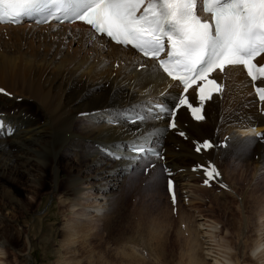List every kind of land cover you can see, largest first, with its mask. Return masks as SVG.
Masks as SVG:
<instances>
[{
  "label": "bare ground",
  "instance_id": "bare-ground-1",
  "mask_svg": "<svg viewBox=\"0 0 264 264\" xmlns=\"http://www.w3.org/2000/svg\"><path fill=\"white\" fill-rule=\"evenodd\" d=\"M11 28L46 29L51 33L53 31L61 33V30H68V28L74 29L70 39L78 49L75 51L57 50L51 56L47 52L43 58L33 55L0 54V88L12 94L11 97L0 94V121L5 129L9 125L15 129L11 136H0V149H3L0 151V182L5 184L2 186L4 187L3 193L11 200L16 199L19 193L9 184L22 180L33 185L35 189L36 186L41 187L45 176L44 168L49 165L48 169L56 176L55 186L51 189V195L54 196L53 194H56L59 188L58 158L63 155L62 152H73L74 156L81 157L84 161V167L76 172H73V169L70 171L65 184L67 193L63 195L64 197L59 196V203L67 204L68 202L76 206L82 203L85 205L87 201L92 200L96 206L95 213L107 222L111 214L109 206L119 201L116 193L124 184L123 181L128 173L113 174L111 177H105L104 180H97L98 173L103 175L110 169L120 168L122 162L110 160L100 154L93 155V146L96 143L111 145L116 142L126 145L132 139L133 133L147 135L153 127H166L168 120H149L141 125L125 123L124 131L119 126L108 129L105 125L89 131L84 127V119L80 113L111 111L127 108L130 105L142 114H145L148 108H152L155 112L157 102L172 106L180 89L171 87L175 82L161 72L156 61L143 58L131 48L113 44L104 37L97 36L83 24L70 25L52 22L42 25L33 21H25L16 26L0 25V29ZM91 52L95 55L93 56ZM212 78L218 82L220 90L217 93L213 92L210 100L200 102L198 95L192 90L187 94L194 106L201 107V115L204 118L196 120L186 107L181 108L175 117L178 129L186 133L187 141L180 137L176 130H168L158 138V144L154 139L151 145L157 147L161 154L165 155L164 161L147 157L146 161L141 160L140 166L135 170L146 165L148 160L154 159L156 168L150 170L149 178L154 180L156 171L162 166L161 174L164 175L167 169L166 172L172 174L171 177L176 180V197L179 185L184 196L183 200L186 199L191 203L195 201L193 197L195 195L191 190L193 183L200 180L199 184L204 186L203 182L208 179L202 167H199L200 165L214 166L220 173L213 178L216 184L219 183L229 189L221 164L226 157L233 155L237 160L245 162L244 164L238 163L237 167L242 166L245 171L250 166L254 167L255 175L250 182L252 185L250 190L256 203L257 183L263 182L264 184V142L257 141L245 146L243 141L246 137L254 136L256 133H264V102L257 98L253 82L247 77L242 67H225L223 71L217 70ZM18 82L20 85L16 88ZM24 82H26L25 88L22 86ZM258 86H261L259 82ZM17 98H20V102ZM21 102L26 103L23 105L25 107L21 106ZM27 102L35 106L34 111L30 110ZM81 118L80 125L79 120H73ZM253 128L255 132L251 131ZM59 135L64 138L60 145L58 141L53 142V138ZM218 135L221 137L219 142H222L223 137L228 135L226 148L217 146ZM204 140H209L213 147L203 148L198 154L195 152L196 145H202ZM179 157L181 160L178 159ZM165 176L167 180V174ZM224 190L220 189L222 196ZM246 195L245 193L241 198L243 205L245 204L243 201L247 200ZM34 198H36V193ZM260 201L264 204V197ZM44 213V211L39 212L37 218L39 220L45 218L48 214ZM14 215L11 212L6 214L0 209V223L10 220V217ZM247 217L244 216L245 223ZM195 220L197 236L202 239V242L209 234H207L208 230L206 231V221L201 217ZM244 229L246 230L247 226ZM8 232L6 235L0 229V264H5L8 255L4 246L6 244L13 246V240L16 238V234L12 231ZM256 232L259 241L252 248V254L261 256L262 264H264V212L259 219ZM67 234L68 237L72 236V234ZM208 240L203 241L200 249L203 259L209 260L210 264H231L229 260L220 262L213 256V248ZM23 247L18 251L30 258L31 253L23 250Z\"/></svg>",
  "mask_w": 264,
  "mask_h": 264
},
{
  "label": "rangeland",
  "instance_id": "rangeland-1",
  "mask_svg": "<svg viewBox=\"0 0 264 264\" xmlns=\"http://www.w3.org/2000/svg\"><path fill=\"white\" fill-rule=\"evenodd\" d=\"M69 29L61 30V33L53 31V34L46 29H0V54L43 58L47 52L51 56L57 50L75 51L78 48L70 39L74 29ZM91 54L95 55L94 52ZM19 85L18 82L16 88ZM22 86L25 88L26 82ZM25 104L21 102V106ZM27 105L31 111L35 110L33 104L27 102ZM73 120H79V125L82 123V118ZM182 138L187 141L186 136ZM220 138L218 135V147H221ZM63 139L59 135L53 138V142L58 141L60 145ZM223 139L228 141V135ZM72 153L62 152L63 155L58 158L59 188L54 196L51 189L55 186L56 176L48 169L49 165L44 168L41 187L36 186L35 189L24 180L9 184L19 193L16 199L11 200L4 195L2 186L5 184L0 182V209L6 214H15L10 220L0 223V229L6 235L8 231L16 234L13 246H4L8 252L5 264H192L193 261V264H210L209 260L203 259L202 250L200 252L205 239H209L213 256L220 262L229 260L231 264H262L263 258L253 255L252 248L259 241L256 230L264 212V204L260 201L264 197V184L257 183L255 203L250 190L255 170L252 166L247 171L242 166L237 167L238 163H245L243 160L230 155L221 164L229 189L215 182L210 186H201L199 180L191 188L195 201L189 203L183 200L179 185L176 201L168 195L165 176L168 173L165 171L164 175L161 174L162 166L156 171L154 180L149 178L150 170L156 168L154 159H150L140 169L127 174L122 188L114 192L119 201L116 199L117 202L109 206L111 214L106 222L95 213L96 206L92 200L76 206L68 202L59 203V196L64 197L67 193L65 184L70 171L73 169L76 172L84 167L81 157ZM178 159L181 160V157ZM149 163L155 167H148L145 172L142 168ZM220 189H225L223 196ZM245 193L247 200L243 203L246 206L241 202ZM41 211L48 215L39 220L37 214ZM244 216H248L246 223ZM198 217L206 221V231H209L202 242L197 236L195 219ZM67 233L72 236L68 237ZM21 247L31 253L30 258L18 251Z\"/></svg>",
  "mask_w": 264,
  "mask_h": 264
},
{
  "label": "snow or ice",
  "instance_id": "snow-or-ice-1",
  "mask_svg": "<svg viewBox=\"0 0 264 264\" xmlns=\"http://www.w3.org/2000/svg\"><path fill=\"white\" fill-rule=\"evenodd\" d=\"M25 17L36 23L53 19L61 23L81 21L99 36H107L118 45H130L156 61L159 69L175 82L171 87L180 89L172 106L157 102L155 112L148 108L142 114L130 105L111 111L80 113L89 131L101 125L108 129L119 126L124 131L125 123L141 125L149 120H168L166 127H153L147 135L133 133L126 145L96 143L93 155L122 162L120 168L110 169L103 175L98 173L97 180L124 172L131 174L149 155L163 159L158 148L151 146L153 140L158 144V138L168 130L186 136L174 119L182 106L190 110L196 120L204 118L200 115L201 107H194L186 94L191 89L200 102L210 100L212 92L220 90L216 80L209 79V74L217 69L223 71L227 65H242L258 99L264 102V64L260 63L264 60V0H0V23H20ZM0 93L12 95L2 88ZM14 132L11 125L5 129L0 123V136H11ZM257 141L264 142V133L246 137L243 144L247 146ZM211 147L213 145L204 140L195 150L199 153ZM148 167L155 165L149 163L143 170L147 172ZM199 167L209 179L220 175L211 164ZM204 183L208 184V179ZM168 187L171 191V180Z\"/></svg>",
  "mask_w": 264,
  "mask_h": 264
}]
</instances>
